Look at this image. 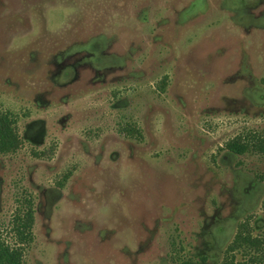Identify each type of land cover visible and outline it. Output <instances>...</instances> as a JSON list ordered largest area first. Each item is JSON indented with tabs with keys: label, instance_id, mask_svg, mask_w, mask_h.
<instances>
[{
	"label": "rangeland",
	"instance_id": "rangeland-1",
	"mask_svg": "<svg viewBox=\"0 0 264 264\" xmlns=\"http://www.w3.org/2000/svg\"><path fill=\"white\" fill-rule=\"evenodd\" d=\"M0 109L24 264H220L241 221L264 248V0H0Z\"/></svg>",
	"mask_w": 264,
	"mask_h": 264
},
{
	"label": "trees",
	"instance_id": "trees-1",
	"mask_svg": "<svg viewBox=\"0 0 264 264\" xmlns=\"http://www.w3.org/2000/svg\"><path fill=\"white\" fill-rule=\"evenodd\" d=\"M126 130L129 132L132 131L130 127ZM15 132L12 128V124L5 118L0 120V152H9L16 149ZM251 139L249 141H253ZM257 143L253 146L258 151H264V138H256ZM250 142L245 141L240 136H236L225 143V147L234 152L241 154L245 152L249 148ZM30 199L26 198L25 200V209L26 212L24 216L17 215L15 216V221L21 223L23 229L16 226L17 235L20 236V239H26L29 241L31 238V234L29 232L30 225L32 222V212L30 209ZM247 221H241L236 228V231L233 235L232 240L227 244L225 248V256L220 264H233V256L231 252L235 249L240 248H249L253 247L257 249V255L254 258H250V264H264V257H258V254L264 249L262 246V242L258 237H252L250 233L247 231ZM244 261V262H243ZM238 264H247V260H243ZM0 264H22V252L20 248L10 247L8 244H5L3 240L0 238Z\"/></svg>",
	"mask_w": 264,
	"mask_h": 264
},
{
	"label": "flooded vegetation",
	"instance_id": "flooded-vegetation-1",
	"mask_svg": "<svg viewBox=\"0 0 264 264\" xmlns=\"http://www.w3.org/2000/svg\"><path fill=\"white\" fill-rule=\"evenodd\" d=\"M258 0H248L249 4H256ZM7 119L11 124H12V128L15 132V139H16V143L14 145H16V149L13 150V151H9V152H0V155L2 154H11V153H14L17 151V149L21 146V137L19 135V131L17 129V119H16V116L10 112V111H7V110H1L0 109V120L1 119ZM26 198H29L30 199V209H31V212H32V222H31V225H30V234H31V238L29 241H26V239H20L17 235V232H16V226H18L19 228L23 229V227L21 226V223L20 222H16L15 220H12L13 221V224H11L10 227H12V232L11 234L13 235L14 237V243L10 244L8 242H6L5 240L2 239V237L0 236L1 240H3V242L5 244H8L10 247H17V248H20L21 252H22V264H24V247L25 245H28L30 244L32 241H33V238H34V233H33V222H34V208H33V199L31 197L30 194H27L24 196L23 198V201L21 200V203L24 205L23 208H19L18 211H16L14 213V216H21V218L24 216V213L26 212V209H25V200ZM16 223V224H15ZM251 235V234H250Z\"/></svg>",
	"mask_w": 264,
	"mask_h": 264
}]
</instances>
